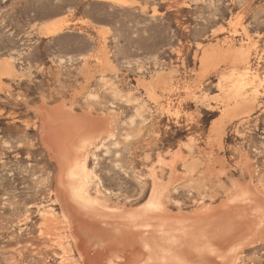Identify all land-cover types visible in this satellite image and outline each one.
<instances>
[{
  "label": "rangeland",
  "instance_id": "rangeland-1",
  "mask_svg": "<svg viewBox=\"0 0 264 264\" xmlns=\"http://www.w3.org/2000/svg\"><path fill=\"white\" fill-rule=\"evenodd\" d=\"M90 135L72 179L59 160ZM59 173L88 193L89 223L134 221L131 258L115 264L149 259L140 233L160 223L135 221L153 194L168 227L204 208L222 217L248 190L264 199V0H0V264H108L91 261L89 240L109 239L74 221ZM258 210L218 264H264ZM183 222L194 243L199 223Z\"/></svg>",
  "mask_w": 264,
  "mask_h": 264
},
{
  "label": "bare ground",
  "instance_id": "bare-ground-1",
  "mask_svg": "<svg viewBox=\"0 0 264 264\" xmlns=\"http://www.w3.org/2000/svg\"><path fill=\"white\" fill-rule=\"evenodd\" d=\"M237 92H239V90H237ZM238 96H239V93L236 94V97L235 95L233 96L234 104L238 106L239 108H242L248 102L244 100L240 101L239 100L240 96L239 97ZM57 118L61 119L64 117H57ZM63 120L65 119H62L59 121H63ZM57 121L58 119H56V121L53 122L54 124L53 123L51 124L52 128H56L57 126L60 125L61 122L56 123ZM89 131L91 132V130ZM98 136L99 135L87 136V137H93L94 139L88 142L85 141L84 143L78 145L77 149L74 150V152H70V154L68 155L71 157V159H68V160L65 159L66 162H62L59 160L61 172L63 171V168L66 166V163H70L73 160V163L75 165L72 167L73 169L71 170L72 179L75 178V174L73 173L75 171H78L79 173H82V174L86 173L89 169L87 166L89 162L88 157H87L88 148L91 145H95V146L98 145V139H99ZM59 174L60 175H58V181L60 185L58 189L59 193L57 195L59 196V199L62 200L61 203H63V205L68 209H72V210L74 209L79 210L78 208L82 209V210H79L81 212L77 211L78 213H76L77 215H75L74 221L82 224L84 230L88 233V235L91 238L95 237L97 238L98 241L103 240L105 238L109 239L107 243L97 242V244H94V242H92V239L89 240V242L92 243L91 250H90V252L92 253L91 261H97L99 258H106L105 262L109 264V262L114 263L116 261L117 256L122 257L121 259L129 260L131 258V254L133 253L132 250H134L133 242H132L134 234L132 233L133 236L131 234L128 235V232L125 231V229L126 227H128L126 226L128 222L129 224L133 223L134 221L132 219H135V218H131L130 216L131 218L130 220L132 221H128L129 218L128 220H125L124 217L122 220H119V218L118 220L117 219L113 220L112 218H111L112 220L111 219L107 220L106 217L101 216L94 221L96 224H98L99 222H103L105 224L96 225L95 223H92V224L89 223L88 222L89 220L88 221L86 220L87 218L86 215H88V213H91L89 210L86 211V209L89 207L88 204L90 203V199L87 198L88 193H86L87 195L85 194L86 195L85 197L83 194L84 192H82L81 187L80 188L73 187L72 189L64 188L66 185V179L64 178L62 173H59ZM158 181L160 182L159 177L157 178V180L153 181V183L156 184L158 183ZM157 194L159 195V192ZM242 200L244 201V203L246 202L244 206L243 205L230 206V205L225 204L226 208H223L225 210L224 212L225 215L222 217L217 216L215 212L212 211V209L204 208L199 212V214H196V216H185L184 218H180V217L174 218L171 221L173 222V224H171V226L168 227L169 222L167 221L164 203L162 200L159 201V199H157V197L153 194V197L150 199L149 204L147 205V210H144L142 213H140V215H137L138 217H136V219L138 220L135 221V222L141 221L143 223L152 221L154 224L155 223L161 224V225L158 224L159 226L157 225L158 227H155L154 229H149L148 233H144V232L140 233L141 235L140 242H143L146 244L149 250V253H150V256L147 262L146 263L142 262V263H145V264H189L186 253H191L192 251L193 254L199 256L198 264H218L215 259V257L217 256L216 252L222 247V242L225 236L229 234L231 230H232L231 232L232 234L235 229L237 228L242 229L244 222L247 221L248 219L249 220L252 219L253 214L249 213L248 215L247 212L254 208L255 203L259 207V210L257 212L259 216L262 218V223L260 224L259 228H260L261 233L262 232L264 233V199L260 196L254 195L253 191L248 190V192L245 194ZM91 214H94V213H91ZM73 215L74 214H72V216ZM110 217L111 216H109L108 218ZM132 217L134 216L132 215ZM182 221H185L187 224H190L191 222L199 223L200 229L196 232L195 236L197 237V240H195L194 243L192 242L193 230L191 228L182 226V224L180 225ZM101 225L113 227L111 229H114V226L117 225L120 228L118 227L117 232L109 229L110 227L109 228L102 227L103 228L102 230L96 229V228H99ZM120 237H123L121 240L122 242H120V244L121 243L122 244L121 246H118L117 242H119ZM80 239H78V241ZM193 246H194V250H193ZM111 249L115 251L113 252V254H111L112 252ZM138 249L140 250V248ZM118 264H121V263H118Z\"/></svg>",
  "mask_w": 264,
  "mask_h": 264
}]
</instances>
